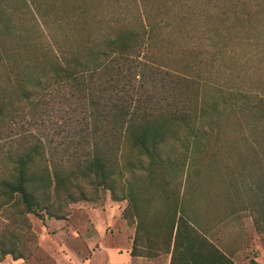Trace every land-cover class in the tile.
Here are the masks:
<instances>
[{
    "label": "trees",
    "instance_id": "1",
    "mask_svg": "<svg viewBox=\"0 0 264 264\" xmlns=\"http://www.w3.org/2000/svg\"><path fill=\"white\" fill-rule=\"evenodd\" d=\"M58 1L77 3L66 9L49 3L10 9L0 0V136L19 147L0 174V210L13 217L59 218L55 200L84 199V185L108 190L117 200L124 170L130 173L123 182L132 199L136 165L119 163L123 150L146 158L138 168L152 184L161 180L164 164L177 167L162 157L166 140L180 129L197 135L187 103H197L198 96L183 87L198 85L202 56L211 54L215 0L198 10L202 30L195 42L189 6L180 0H139L135 13L113 6L120 0H108V9L93 0ZM184 55L191 62L182 63ZM256 111L263 118L264 105ZM57 113L60 130L69 121L77 136L66 155L73 167L67 175L46 162L45 144L30 131L49 122L54 128L50 119ZM178 208L175 202L154 233L143 230L139 218L134 244L144 239L150 249L170 255L168 264H234L197 228L195 213ZM15 239L0 238V261L13 252Z\"/></svg>",
    "mask_w": 264,
    "mask_h": 264
},
{
    "label": "rangeland",
    "instance_id": "2",
    "mask_svg": "<svg viewBox=\"0 0 264 264\" xmlns=\"http://www.w3.org/2000/svg\"><path fill=\"white\" fill-rule=\"evenodd\" d=\"M5 1L10 9H33L36 3L66 9L77 3ZM93 1L103 9L108 4V0ZM204 1L180 0L189 6L188 22L195 35L192 42L197 30H202L198 10ZM215 2L212 0L208 28L211 54L202 56L198 85L183 87L188 95L198 96L197 103H187V110L195 113L191 123L193 135H197L192 137L180 129L162 148V157L177 167L164 164L158 176L161 180L150 184L138 168L146 158L126 149L119 155V163L127 159L136 165L132 199L125 186L130 173L124 170L125 182L116 187L117 200L108 190L84 185V199L55 200L59 218L45 214L42 220L32 214L13 217L0 210V238L14 235L17 242L0 264L6 260L21 264H124L129 259L125 253L132 249L136 256L154 255L148 259L151 264H168L169 254L148 248L144 239L133 241L139 218L143 219L142 228L154 233L175 202L185 213H195L197 228L234 264H264V116L255 114L258 105H264V0ZM118 3L113 4L118 10L134 13L135 6H140L139 0ZM182 59V63L191 62L187 55ZM205 106L215 109L201 115ZM60 115L50 119L57 123L55 130L49 122L30 131L45 144L46 162L67 175L73 167L66 155L73 151L77 136L69 121L63 125L65 130H60ZM18 149L8 135L0 136V174Z\"/></svg>",
    "mask_w": 264,
    "mask_h": 264
},
{
    "label": "crops",
    "instance_id": "3",
    "mask_svg": "<svg viewBox=\"0 0 264 264\" xmlns=\"http://www.w3.org/2000/svg\"><path fill=\"white\" fill-rule=\"evenodd\" d=\"M145 229V227L143 228V230ZM142 230V229H141ZM148 246V245H147ZM150 248V247H148ZM131 252V251H130ZM125 255L129 258L127 260L126 263L124 264H151L150 260H148L149 258H154V255H152V257L148 256V255H130V253H125ZM133 259V260H132ZM2 264H21L19 261H4ZM25 264V263H24ZM107 264V263H105Z\"/></svg>",
    "mask_w": 264,
    "mask_h": 264
}]
</instances>
